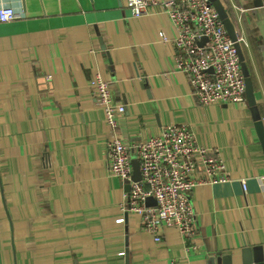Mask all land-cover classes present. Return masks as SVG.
Returning a JSON list of instances; mask_svg holds the SVG:
<instances>
[{
    "label": "crops",
    "instance_id": "crops-1",
    "mask_svg": "<svg viewBox=\"0 0 264 264\" xmlns=\"http://www.w3.org/2000/svg\"><path fill=\"white\" fill-rule=\"evenodd\" d=\"M128 1L0 0L20 14L0 22V264H211L219 252L243 264L244 250L264 264V147L250 105L201 104L176 69L169 16H134ZM223 1L264 123V0ZM97 74L126 106L116 128L90 88ZM168 124L219 149L230 177L191 191L194 239L176 227L155 239L109 171L112 140L130 146Z\"/></svg>",
    "mask_w": 264,
    "mask_h": 264
},
{
    "label": "built area",
    "instance_id": "built-area-1",
    "mask_svg": "<svg viewBox=\"0 0 264 264\" xmlns=\"http://www.w3.org/2000/svg\"><path fill=\"white\" fill-rule=\"evenodd\" d=\"M132 15L165 12L174 27L172 39L176 69L188 78L192 93L204 105L214 103L248 104L242 62L234 41L217 9L209 0H129ZM20 16L12 6L0 7V22ZM164 40L168 38L163 35ZM241 37L237 34V41ZM96 102L116 128L118 115L126 106L115 101L111 83L101 74L89 80ZM109 171L130 183L124 207L141 215L143 227L158 234L165 227H176L185 239L197 234L195 210L190 193L198 185L230 179L220 150L197 142L187 124L165 125L160 134L127 145L119 137L108 144ZM133 159L139 161L141 178L133 180ZM264 182V176L262 177ZM244 192L247 180L241 179ZM153 197L155 204L147 203ZM124 222L125 218H117ZM195 249L197 245L191 243ZM169 264H179L172 259Z\"/></svg>",
    "mask_w": 264,
    "mask_h": 264
},
{
    "label": "water",
    "instance_id": "water-1",
    "mask_svg": "<svg viewBox=\"0 0 264 264\" xmlns=\"http://www.w3.org/2000/svg\"><path fill=\"white\" fill-rule=\"evenodd\" d=\"M209 2L217 9V11L220 14V17L222 18L231 38L236 41V46L239 52V56L242 62V69L245 75V80H246V96H247V101L248 104L251 107V111L253 114V118L256 122V127L259 133V136L263 142V147H264V123L261 120V114L259 112L258 105L256 103V97L254 93V84H253V78L250 73L249 66L247 64V61L245 59L244 52L242 50L241 43L237 41V28L235 26V23L233 21L232 15L229 12L228 8L226 7L225 3L223 0H209ZM133 167H134V173L132 176L133 180H139L141 178V172L139 169V161L137 159H133ZM127 188L130 190L131 189V184L127 183ZM147 203L149 204H155L156 201L153 197H149L147 199ZM243 264H252V261L256 264H262L258 260H254L251 258V253L248 250H244L243 252ZM211 264H232L231 263V258L227 255H221V252L218 253L217 258L211 259Z\"/></svg>",
    "mask_w": 264,
    "mask_h": 264
}]
</instances>
